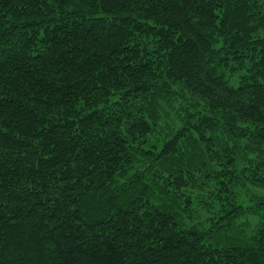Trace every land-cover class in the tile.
Returning a JSON list of instances; mask_svg holds the SVG:
<instances>
[{
    "label": "trees",
    "instance_id": "trees-1",
    "mask_svg": "<svg viewBox=\"0 0 264 264\" xmlns=\"http://www.w3.org/2000/svg\"><path fill=\"white\" fill-rule=\"evenodd\" d=\"M218 42L242 83L210 70ZM174 87L204 113L143 149L131 114L156 124ZM241 127L264 131V0H0V264H263L264 238L189 222L181 195L223 185Z\"/></svg>",
    "mask_w": 264,
    "mask_h": 264
},
{
    "label": "rangeland",
    "instance_id": "rangeland-1",
    "mask_svg": "<svg viewBox=\"0 0 264 264\" xmlns=\"http://www.w3.org/2000/svg\"><path fill=\"white\" fill-rule=\"evenodd\" d=\"M221 44L218 42L214 47L215 57L214 61L211 62L210 70L216 76L226 80L229 85H238L247 78V69L250 67L251 61L249 57L235 58L241 57L243 53H237L233 56L223 54L219 51L222 47ZM132 45L138 46L148 61L156 58L157 45L152 37L145 34L136 35ZM196 102L179 87H174L173 92L166 95L156 105L158 113L156 124H152L145 117L142 118L137 113V107L134 111L131 110V112L133 111L131 122H141L148 127L147 135L139 142L140 147L157 150L167 139L180 133L181 129L183 130L187 124L192 123L195 118L202 116L204 109L201 104ZM214 127L216 132H220L221 128L217 125ZM262 135H264V131L252 132L246 128H239L236 131L238 140L235 143L240 154L235 156V167L232 170L231 167L230 170H226L225 173L228 176L224 179L223 185L219 186L218 181L211 180L206 182L203 188L198 187L191 191L181 192V195L183 193L191 195L189 197L192 199L191 214L190 218L187 219L189 222L198 223L203 228L208 229L216 224L225 223L227 221L226 213L232 218L236 215L234 235L237 237V241L254 244L255 253L258 255L261 254L257 250L258 239L264 238V183L257 185L251 184L250 181L256 178L264 182V167H260L258 164L259 161L264 160V157L257 158L259 137ZM218 139L222 142L227 138ZM200 146L203 145L200 144ZM247 159L252 160L253 163L248 165ZM212 168L226 169V166L215 160ZM133 173L129 174L127 179ZM235 177H237L238 184L233 185ZM177 197L180 199V196L177 195ZM230 209H235V212L230 211Z\"/></svg>",
    "mask_w": 264,
    "mask_h": 264
}]
</instances>
